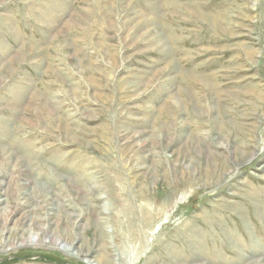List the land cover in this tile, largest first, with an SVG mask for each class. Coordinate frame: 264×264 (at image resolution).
I'll return each instance as SVG.
<instances>
[{"label": "rangeland", "instance_id": "rangeland-1", "mask_svg": "<svg viewBox=\"0 0 264 264\" xmlns=\"http://www.w3.org/2000/svg\"><path fill=\"white\" fill-rule=\"evenodd\" d=\"M0 264H264V0H0Z\"/></svg>", "mask_w": 264, "mask_h": 264}, {"label": "bare ground", "instance_id": "bare-ground-1", "mask_svg": "<svg viewBox=\"0 0 264 264\" xmlns=\"http://www.w3.org/2000/svg\"><path fill=\"white\" fill-rule=\"evenodd\" d=\"M51 212V211H50ZM36 234V233H35ZM22 235V234H21ZM35 237H37V241L38 242H40V243H43V240H42V238H44L40 233H37L36 234V236ZM35 237H33V239L35 238ZM59 238V237H58ZM31 241V240H30ZM60 241H62V240H57L56 242H60Z\"/></svg>", "mask_w": 264, "mask_h": 264}]
</instances>
